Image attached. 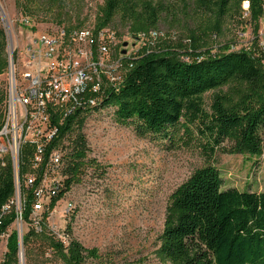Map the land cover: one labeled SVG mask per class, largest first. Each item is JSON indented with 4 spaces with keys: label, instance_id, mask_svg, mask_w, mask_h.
Wrapping results in <instances>:
<instances>
[{
    "label": "trees",
    "instance_id": "obj_1",
    "mask_svg": "<svg viewBox=\"0 0 264 264\" xmlns=\"http://www.w3.org/2000/svg\"><path fill=\"white\" fill-rule=\"evenodd\" d=\"M62 1L15 0L25 14L46 10L60 18ZM243 1L190 0L185 4L188 10L204 18L200 27L190 31V43L165 39L156 48L145 45L125 58L128 71L115 87L103 86L99 105L78 109L65 119L59 137L48 147L50 153L66 137L72 139L64 154V179L42 213L41 230L30 227L24 245L43 239L63 264L112 263L97 248L74 238L70 227L65 241L53 234L48 223L57 203L81 183L87 167L105 173L89 157L83 133L88 116L99 109L112 112L117 124L133 125L142 138L161 141L167 149L194 148L206 160L169 197L159 247L165 264H264V192L223 189L221 172L213 162L218 151L264 154V54L254 57L241 50L193 59L206 48L209 34L220 30L234 5L243 12ZM248 1L249 14L258 21L264 15V0ZM166 13L171 14L169 8L157 0H104L95 30L109 28L119 16L133 35H147L158 28ZM6 48V33L0 27V73L7 67ZM210 91L214 96L208 109L204 95ZM30 152L23 150V174L29 171ZM13 190V167L9 166L0 172V200ZM24 193V216L29 220L33 193L31 189ZM0 264H19L15 235Z\"/></svg>",
    "mask_w": 264,
    "mask_h": 264
},
{
    "label": "rangeland",
    "instance_id": "obj_2",
    "mask_svg": "<svg viewBox=\"0 0 264 264\" xmlns=\"http://www.w3.org/2000/svg\"><path fill=\"white\" fill-rule=\"evenodd\" d=\"M157 1L163 2L171 14L166 13L158 28L147 37L133 35L119 16L109 27L110 53L94 55L98 70L93 75L104 86L114 87L122 80L128 71L125 58L145 45L156 48L165 39L190 43V31L204 23L203 17L185 6L190 0ZM245 1L241 5L243 12L234 5L232 12L223 18L220 30L209 34L206 48L193 59L241 50L254 57L264 54V15L255 21L245 13ZM103 3L104 0H63L60 18L46 10L28 15L16 6L15 0H0V27L5 30L7 24L10 32L11 25L14 41L20 47L32 35L63 26L94 31ZM182 58L191 60L185 55ZM213 96V91L204 95L208 109ZM83 133L90 148L89 157L96 159L105 173L99 174L93 167L85 169L81 183L75 184L51 212L48 218L51 231L68 241L66 230L70 227L74 238L88 248H97L112 259L111 264H165L159 247L169 197L206 162L204 156L194 148L167 149L161 141L142 138L133 125L117 124L108 110H93ZM71 141L70 137L64 139V154ZM213 162L221 172L223 189L264 192V154L218 151ZM68 201L74 205L69 212ZM30 227L25 223L24 235ZM23 262L63 264L43 239L23 243Z\"/></svg>",
    "mask_w": 264,
    "mask_h": 264
},
{
    "label": "built area",
    "instance_id": "obj_3",
    "mask_svg": "<svg viewBox=\"0 0 264 264\" xmlns=\"http://www.w3.org/2000/svg\"><path fill=\"white\" fill-rule=\"evenodd\" d=\"M245 2V13L249 14V1ZM9 31L5 24L7 67L0 74V172L13 167L14 190L0 200V262L15 235L19 264H24L25 223L41 230L42 213L64 179L63 144L50 153L48 147L59 137L66 118L78 109L101 103L104 85L93 75L98 70L94 55L110 53L112 32L109 28L91 31L63 26L32 35L20 47L14 41L11 25ZM25 148L31 152L29 171L23 174L20 165ZM24 189L33 193L29 220L24 216ZM73 206V201H68L66 211Z\"/></svg>",
    "mask_w": 264,
    "mask_h": 264
}]
</instances>
